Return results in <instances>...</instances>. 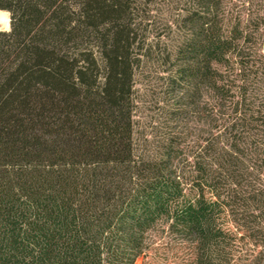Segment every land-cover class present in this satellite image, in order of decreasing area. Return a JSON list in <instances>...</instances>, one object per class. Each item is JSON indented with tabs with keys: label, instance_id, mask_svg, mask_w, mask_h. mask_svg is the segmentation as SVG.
<instances>
[{
	"label": "trees",
	"instance_id": "trees-1",
	"mask_svg": "<svg viewBox=\"0 0 264 264\" xmlns=\"http://www.w3.org/2000/svg\"><path fill=\"white\" fill-rule=\"evenodd\" d=\"M155 1L0 0V264H135L155 231L181 264H264V0H169L153 141L134 77Z\"/></svg>",
	"mask_w": 264,
	"mask_h": 264
},
{
	"label": "rangeland",
	"instance_id": "rangeland-1",
	"mask_svg": "<svg viewBox=\"0 0 264 264\" xmlns=\"http://www.w3.org/2000/svg\"><path fill=\"white\" fill-rule=\"evenodd\" d=\"M173 6L169 0H156L152 4L148 44L134 77L136 129L139 137L145 134L153 141L164 130L162 124L165 116L161 107L166 105L168 98L166 77L172 67L167 56L174 50L179 38L171 22L175 12ZM9 28L6 22L0 25V30ZM184 258L183 248L165 233L155 231L150 237L149 248L135 264H181ZM243 261L240 260L239 264H243Z\"/></svg>",
	"mask_w": 264,
	"mask_h": 264
},
{
	"label": "bare ground",
	"instance_id": "bare-ground-1",
	"mask_svg": "<svg viewBox=\"0 0 264 264\" xmlns=\"http://www.w3.org/2000/svg\"><path fill=\"white\" fill-rule=\"evenodd\" d=\"M5 18H6V20H5ZM3 22H6L8 27L10 26V21H9L7 12L0 10V25L3 24Z\"/></svg>",
	"mask_w": 264,
	"mask_h": 264
}]
</instances>
